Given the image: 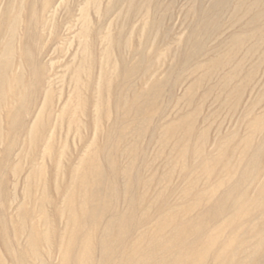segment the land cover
<instances>
[{
	"label": "rangeland",
	"instance_id": "obj_1",
	"mask_svg": "<svg viewBox=\"0 0 264 264\" xmlns=\"http://www.w3.org/2000/svg\"><path fill=\"white\" fill-rule=\"evenodd\" d=\"M0 264H264V0H0Z\"/></svg>",
	"mask_w": 264,
	"mask_h": 264
}]
</instances>
